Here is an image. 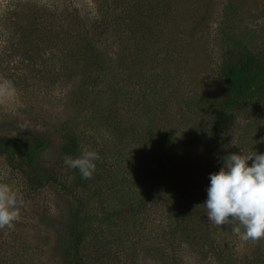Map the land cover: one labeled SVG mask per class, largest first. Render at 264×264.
<instances>
[{
    "label": "rangeland",
    "instance_id": "obj_1",
    "mask_svg": "<svg viewBox=\"0 0 264 264\" xmlns=\"http://www.w3.org/2000/svg\"><path fill=\"white\" fill-rule=\"evenodd\" d=\"M248 56L264 0H0V137L50 139L20 166L0 156L19 212L0 264H74L77 211L85 264H264V240L197 219L222 158L264 152V97L216 128L223 65ZM84 149L99 159L78 188L64 159Z\"/></svg>",
    "mask_w": 264,
    "mask_h": 264
},
{
    "label": "clouds",
    "instance_id": "obj_2",
    "mask_svg": "<svg viewBox=\"0 0 264 264\" xmlns=\"http://www.w3.org/2000/svg\"><path fill=\"white\" fill-rule=\"evenodd\" d=\"M98 159L97 152L84 149L77 157L66 156L64 163L89 179ZM206 192L203 205L209 221L218 226L230 224L244 240L264 238V152L225 155L219 170L209 173ZM18 214L17 193L9 185L0 184V227H11Z\"/></svg>",
    "mask_w": 264,
    "mask_h": 264
},
{
    "label": "trees",
    "instance_id": "obj_3",
    "mask_svg": "<svg viewBox=\"0 0 264 264\" xmlns=\"http://www.w3.org/2000/svg\"><path fill=\"white\" fill-rule=\"evenodd\" d=\"M94 25L97 26L96 23H94ZM90 46L92 45L90 44ZM222 72L226 83V92L217 114V129L233 120L239 110L264 97V57L248 56L247 59H244L241 62L226 61L223 65ZM217 129L208 131L207 134L213 137L216 134ZM49 143V137L43 134H36L27 138L21 134L0 137V156H3L12 166H15V164L20 166L17 161V152L22 147L27 150L28 154H33L47 148ZM61 149L64 153L69 152L66 144L62 145ZM75 171L77 174V187H85L87 185V179H83L81 177L78 169H75ZM204 218L206 219L207 216L204 215L203 218L197 216L199 221L204 220ZM234 223L236 222L234 221ZM67 227L68 229H66V235L62 237V247L64 254L74 264H85L81 260L78 252L81 227L80 215L78 211L73 219L70 220V223ZM231 227L232 226L228 224V230H232ZM206 235L209 236L211 234L207 232ZM201 236L204 235L201 234L200 237ZM216 237L217 235L212 237V242L215 241ZM217 240L221 242L220 247L218 246L220 249L222 247L223 250L227 247L225 240L219 239V236L217 237L216 241ZM262 240H264V238H262ZM218 251L220 250L218 249ZM256 264L258 263L256 262Z\"/></svg>",
    "mask_w": 264,
    "mask_h": 264
}]
</instances>
